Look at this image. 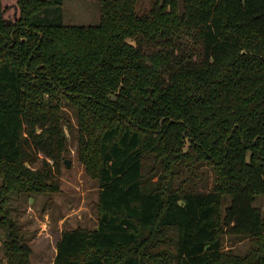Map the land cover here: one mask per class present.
Returning a JSON list of instances; mask_svg holds the SVG:
<instances>
[{
    "label": "trees",
    "instance_id": "obj_1",
    "mask_svg": "<svg viewBox=\"0 0 264 264\" xmlns=\"http://www.w3.org/2000/svg\"><path fill=\"white\" fill-rule=\"evenodd\" d=\"M139 1L97 0L98 24L66 25L62 0H0L9 264L31 253L9 195L59 190L64 106L97 226L62 230L52 264H264V0ZM226 235L252 247L223 250Z\"/></svg>",
    "mask_w": 264,
    "mask_h": 264
},
{
    "label": "rangeland",
    "instance_id": "obj_2",
    "mask_svg": "<svg viewBox=\"0 0 264 264\" xmlns=\"http://www.w3.org/2000/svg\"><path fill=\"white\" fill-rule=\"evenodd\" d=\"M151 0H140L138 10L150 7ZM62 21L66 25H95L99 22L97 0H62ZM69 127L64 126L68 140V152L63 155L55 171L59 190L53 193H11L6 204L8 216L16 224L24 243L30 248V264H52L55 245L62 230L77 227L94 229L97 226L98 183L87 174L77 157V121L74 111L64 106ZM33 166L40 167V159ZM49 161V159H46ZM69 160L67 166L64 161ZM52 165V164H51ZM208 185L212 186L213 174L207 172ZM254 205L264 215V196L256 198ZM7 230L0 227V264H9L5 256L4 242ZM252 247L249 239L230 237L223 239V250L245 254Z\"/></svg>",
    "mask_w": 264,
    "mask_h": 264
},
{
    "label": "water",
    "instance_id": "obj_3",
    "mask_svg": "<svg viewBox=\"0 0 264 264\" xmlns=\"http://www.w3.org/2000/svg\"><path fill=\"white\" fill-rule=\"evenodd\" d=\"M64 163H65L67 166H69V165H70V162H69V160H65V161H64Z\"/></svg>",
    "mask_w": 264,
    "mask_h": 264
},
{
    "label": "crops",
    "instance_id": "obj_4",
    "mask_svg": "<svg viewBox=\"0 0 264 264\" xmlns=\"http://www.w3.org/2000/svg\"><path fill=\"white\" fill-rule=\"evenodd\" d=\"M60 237V236H59ZM55 254H56V249H55ZM54 259V258H53Z\"/></svg>",
    "mask_w": 264,
    "mask_h": 264
}]
</instances>
